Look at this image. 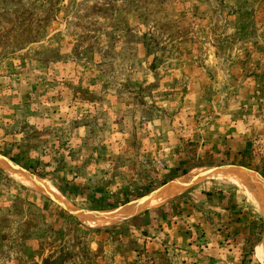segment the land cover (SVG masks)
<instances>
[{
    "label": "rangeland",
    "instance_id": "374dc122",
    "mask_svg": "<svg viewBox=\"0 0 264 264\" xmlns=\"http://www.w3.org/2000/svg\"><path fill=\"white\" fill-rule=\"evenodd\" d=\"M0 157L69 196L0 169V264H263L229 183L83 219L196 169L264 180V0H0Z\"/></svg>",
    "mask_w": 264,
    "mask_h": 264
},
{
    "label": "bare ground",
    "instance_id": "6f19581e",
    "mask_svg": "<svg viewBox=\"0 0 264 264\" xmlns=\"http://www.w3.org/2000/svg\"><path fill=\"white\" fill-rule=\"evenodd\" d=\"M0 169L7 176L19 184L33 190L45 194L52 199L60 201L64 204L66 199L64 196L47 180L38 176H34L22 172L18 167L7 163L0 157ZM222 182L229 183L243 188L257 207L264 213V180L260 177L253 176L244 170L237 169H196L188 175H184L168 185L160 188L151 195L139 199L130 205L119 210L103 213L91 218L83 219L84 223L91 228L111 227L123 223L147 210L160 207L168 200L188 191L204 182ZM58 202V203H60ZM66 203V202H65ZM260 258L264 261V251L260 253ZM259 257V255H258ZM259 258V259H260ZM261 261V260H260ZM262 261V262H263ZM264 264V263H263Z\"/></svg>",
    "mask_w": 264,
    "mask_h": 264
},
{
    "label": "trees",
    "instance_id": "16d2710c",
    "mask_svg": "<svg viewBox=\"0 0 264 264\" xmlns=\"http://www.w3.org/2000/svg\"><path fill=\"white\" fill-rule=\"evenodd\" d=\"M1 155L5 156L4 153H1ZM5 157H7V156H5ZM7 158H8L9 160H11L12 162L17 163V161H16L15 159H12V158H9V157H7ZM184 174H185V173H184ZM165 183H166V182H163L162 184H160V186L163 185V184H165ZM57 188H58V190L62 193L63 196L69 198L68 193H67V190L65 191V189H63L62 187H59V186H57ZM146 193H147V191H146L144 194H143V193H140L139 195H137V196L135 197V199L144 196ZM126 201H128V200L126 199ZM121 202H122V201H121ZM146 212H147V211H146Z\"/></svg>",
    "mask_w": 264,
    "mask_h": 264
},
{
    "label": "water",
    "instance_id": "95a60500",
    "mask_svg": "<svg viewBox=\"0 0 264 264\" xmlns=\"http://www.w3.org/2000/svg\"><path fill=\"white\" fill-rule=\"evenodd\" d=\"M264 236V235H263Z\"/></svg>",
    "mask_w": 264,
    "mask_h": 264
}]
</instances>
